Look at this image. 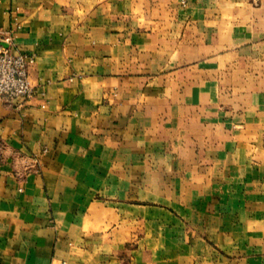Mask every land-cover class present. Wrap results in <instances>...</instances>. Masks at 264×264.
<instances>
[{
  "label": "crops",
  "instance_id": "1",
  "mask_svg": "<svg viewBox=\"0 0 264 264\" xmlns=\"http://www.w3.org/2000/svg\"><path fill=\"white\" fill-rule=\"evenodd\" d=\"M8 33L0 264H264V0H0Z\"/></svg>",
  "mask_w": 264,
  "mask_h": 264
},
{
  "label": "built area",
  "instance_id": "2",
  "mask_svg": "<svg viewBox=\"0 0 264 264\" xmlns=\"http://www.w3.org/2000/svg\"><path fill=\"white\" fill-rule=\"evenodd\" d=\"M11 46V34H0V96L7 100H27L35 93L28 79V67L33 58L24 53L13 52ZM32 160V164L26 165V170L35 168L36 156H32Z\"/></svg>",
  "mask_w": 264,
  "mask_h": 264
}]
</instances>
